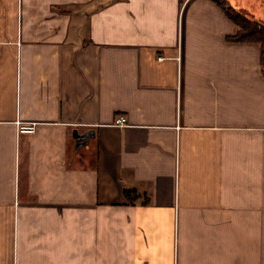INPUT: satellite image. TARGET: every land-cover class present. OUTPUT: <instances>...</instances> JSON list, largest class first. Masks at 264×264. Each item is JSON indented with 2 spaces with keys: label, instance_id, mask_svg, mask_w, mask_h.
<instances>
[{
  "label": "crops",
  "instance_id": "obj_1",
  "mask_svg": "<svg viewBox=\"0 0 264 264\" xmlns=\"http://www.w3.org/2000/svg\"><path fill=\"white\" fill-rule=\"evenodd\" d=\"M237 29L213 0H0V264H264Z\"/></svg>",
  "mask_w": 264,
  "mask_h": 264
},
{
  "label": "trees",
  "instance_id": "obj_2",
  "mask_svg": "<svg viewBox=\"0 0 264 264\" xmlns=\"http://www.w3.org/2000/svg\"><path fill=\"white\" fill-rule=\"evenodd\" d=\"M213 1L238 26L237 31L233 35L227 36V39L240 42H256L260 45V63L264 71V29L249 14L231 4L228 0Z\"/></svg>",
  "mask_w": 264,
  "mask_h": 264
},
{
  "label": "rangeland",
  "instance_id": "obj_3",
  "mask_svg": "<svg viewBox=\"0 0 264 264\" xmlns=\"http://www.w3.org/2000/svg\"><path fill=\"white\" fill-rule=\"evenodd\" d=\"M228 1L232 4H237V7L250 15L258 13L259 10L264 11V5H261V0H233L234 2H231L230 0ZM262 2H264V0H262ZM262 17L264 20V16Z\"/></svg>",
  "mask_w": 264,
  "mask_h": 264
},
{
  "label": "built area",
  "instance_id": "obj_4",
  "mask_svg": "<svg viewBox=\"0 0 264 264\" xmlns=\"http://www.w3.org/2000/svg\"><path fill=\"white\" fill-rule=\"evenodd\" d=\"M125 121H126V118H125V116L122 115V114H119V115L116 117V119H115V122H116L117 124H123V123H125ZM33 129H34V124H33V123H25V124H21V125H19V130H20V131L31 132V131H33Z\"/></svg>",
  "mask_w": 264,
  "mask_h": 264
},
{
  "label": "water",
  "instance_id": "obj_5",
  "mask_svg": "<svg viewBox=\"0 0 264 264\" xmlns=\"http://www.w3.org/2000/svg\"><path fill=\"white\" fill-rule=\"evenodd\" d=\"M255 21L258 22L259 26H260L262 29H264V23H262V22H260V21H258V20H256V19H255ZM75 131H76V130H75ZM88 133H91V132H90V131H87V132H85L84 134H77V132H76V134H74V136L81 137V136L86 135V134H88ZM77 142H78V141H77V139H76V143H77Z\"/></svg>",
  "mask_w": 264,
  "mask_h": 264
}]
</instances>
